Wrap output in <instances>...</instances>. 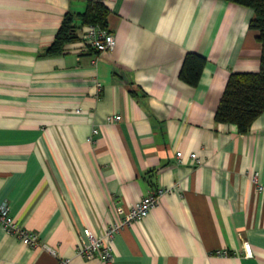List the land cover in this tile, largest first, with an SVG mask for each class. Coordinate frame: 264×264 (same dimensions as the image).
<instances>
[{"label": "crops", "instance_id": "obj_1", "mask_svg": "<svg viewBox=\"0 0 264 264\" xmlns=\"http://www.w3.org/2000/svg\"><path fill=\"white\" fill-rule=\"evenodd\" d=\"M102 1L111 49L88 48L81 25L44 55L83 0H0V203L38 240L0 225V264H100L76 248L156 188L166 189L156 205L115 235L113 264H264L252 181L264 184V110L244 132L214 119L228 74L259 67L252 8ZM187 51L206 58L196 85L179 77Z\"/></svg>", "mask_w": 264, "mask_h": 264}, {"label": "trees", "instance_id": "obj_2", "mask_svg": "<svg viewBox=\"0 0 264 264\" xmlns=\"http://www.w3.org/2000/svg\"><path fill=\"white\" fill-rule=\"evenodd\" d=\"M248 6L253 16L248 26L258 30L261 43L259 67L256 71H232L228 74L219 103L214 111V119L229 122L244 132L254 118L264 110V0H228ZM82 11L66 10L52 41L42 54L53 55L63 51L66 42L76 39V29L85 24L107 27L108 7L102 0H83ZM79 20V22H76ZM206 58L195 51H187L183 56L179 77L191 85L200 79Z\"/></svg>", "mask_w": 264, "mask_h": 264}, {"label": "built area", "instance_id": "obj_3", "mask_svg": "<svg viewBox=\"0 0 264 264\" xmlns=\"http://www.w3.org/2000/svg\"><path fill=\"white\" fill-rule=\"evenodd\" d=\"M82 40L84 44L99 53L111 49L115 44V38L112 32L107 27H101L97 24H85L81 31ZM98 90L101 88V83L96 82ZM120 119V115L109 114L106 116L108 122ZM97 128H92V133H96ZM178 160L181 157V151L175 152ZM189 156L195 163H201V159L194 151L189 153ZM255 190L264 196V184L257 181L254 174L252 177ZM166 189L156 188L144 194L138 201L133 203L126 213L118 215L109 223L104 232L100 236H93L88 233L87 240L82 242L77 248L76 252L86 259L97 256L100 264H113V239L115 235L130 221H135L143 218L148 211L156 205L160 194ZM0 225L12 235H15L20 240L28 245H37V233L30 231L25 227L20 226L10 215L9 205L6 201L0 203ZM47 249L49 247L46 246ZM220 252V251H219ZM226 254L227 251H221ZM58 264H69L68 258H60Z\"/></svg>", "mask_w": 264, "mask_h": 264}]
</instances>
